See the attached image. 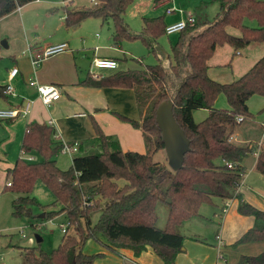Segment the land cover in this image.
I'll list each match as a JSON object with an SVG mask.
<instances>
[{
    "label": "trees",
    "instance_id": "obj_1",
    "mask_svg": "<svg viewBox=\"0 0 264 264\" xmlns=\"http://www.w3.org/2000/svg\"><path fill=\"white\" fill-rule=\"evenodd\" d=\"M32 1L0 0V17ZM133 2L97 0L92 6L65 7L66 24L73 26L90 17L111 19L116 43L140 39L158 57L159 39L166 34L165 16L143 17L141 30L133 31L125 20ZM220 4L221 11L214 21L196 19L179 33L176 42L171 43L168 66L159 61L106 76L90 74L82 82L95 87L134 88L145 116L141 122L122 118L143 128L146 153L123 151L118 140L105 134L94 119L101 151L75 156L72 165L63 170L56 160L63 143L55 140L54 127L38 122L27 125L22 150L36 152L42 159L32 162L21 157L9 169L10 190L27 194L13 201V214L35 217L31 205L46 209L47 205L29 195L41 179L56 196L54 204L60 206L57 211L45 212L43 217L65 211L69 226L61 244L51 252H45L40 242L23 248L24 264H95V254L83 251L91 238L104 242L112 251L131 248L136 255L150 245L165 264H174L183 249L180 226L197 216L201 205L212 203L214 197L229 199L236 195L244 171L242 160L259 150L256 169L264 174V146L240 145L229 139L243 120L254 117L248 107L249 98L264 96V55L232 82H219L208 74V61L217 47L229 44L238 50L254 42L264 43V0H220ZM248 20L255 21V25L248 24ZM228 27L240 30L241 34H231ZM4 89L5 85H0V97H6ZM220 94H225L230 109L215 106ZM165 100L174 102V115L191 147L185 154L184 166L173 174L167 163L154 160L155 153L165 149L156 119V110ZM198 108L209 110V115L200 122L193 116ZM238 116L243 117L241 122L237 121ZM217 159L233 162L235 166L218 164ZM120 179L125 180L123 185L118 183ZM168 180L170 183L165 186ZM102 200H108L105 206ZM160 203L169 208L164 227L158 225ZM98 209L101 214L93 224L91 214ZM240 210L254 215L261 224L248 230L238 242L263 240L264 211L249 203L242 204ZM71 227L75 233H71ZM245 259L251 264H262L264 253Z\"/></svg>",
    "mask_w": 264,
    "mask_h": 264
},
{
    "label": "crops",
    "instance_id": "obj_2",
    "mask_svg": "<svg viewBox=\"0 0 264 264\" xmlns=\"http://www.w3.org/2000/svg\"><path fill=\"white\" fill-rule=\"evenodd\" d=\"M165 1L168 0H155V4L161 6ZM73 2L74 0H34L0 17V55L2 57L0 85L11 82L17 92L15 96L0 97V109L21 107L27 101H31L28 116L0 118V233L8 229V224L2 220L3 213H7V207L9 205L12 207L13 201L18 196L27 195L9 189L10 186L7 185L9 169L13 168L21 157L32 162L42 159V156L36 152L24 153L22 150V141L30 122L45 123L54 127V138L59 142L79 143L77 151L73 153L60 151L57 154V165L63 170L72 165L75 156L101 151L93 125L94 119L105 134L114 136L118 140L123 151L147 152L143 128L122 118L125 116L141 122L145 116L146 111L139 108L134 88L95 87L82 83L88 75H93L92 62L95 57L113 58L119 61V68L99 70V76H106L118 70L141 69L144 67L142 65L144 59L133 57L137 59V63L130 64L127 61L129 52L123 50V43H112L114 28L111 27L108 32L105 31L101 35L96 33L99 41L95 42L97 43L95 46H90L89 34H93L97 27L104 25L107 21L100 18L93 19L96 21L87 19L79 24L68 26L65 7H78L69 4ZM170 2L168 1L159 14L149 17L164 15L166 25L190 13L194 14L197 20H208L200 15V13L205 14V5H202L199 11L193 12L184 10L182 6L177 7L175 0L173 5H170ZM43 3L44 5H41ZM35 4L39 5L29 8ZM59 4L62 5L64 14L56 13L59 10ZM169 7L174 9L171 14L167 13ZM168 36L177 40L179 33ZM2 41L4 45L1 44ZM62 42L68 44L64 52L44 59L38 66L32 63V55L49 45ZM89 48L92 49L90 54L87 53ZM233 49L234 47L229 44L217 47L215 54L208 61V74L212 79L221 81L222 78L212 76V73L218 75L219 70L229 68L230 73L225 76L228 80L222 82H232L237 79L235 75L242 73L241 71L247 72L264 55L263 42H254L243 51L238 50L237 54L241 55L239 59L234 58L236 53ZM244 52L245 56H243ZM14 67H17L19 71L10 80L9 73ZM237 67L241 70H236ZM31 79H37L40 83L58 85L62 91L61 98L50 106L45 105L36 88L29 84ZM256 96L258 95H253L248 100L249 110L254 117L243 120L232 135V141L237 144L263 146L259 142L264 141V112L261 114L264 111V96ZM215 106L220 109H230L227 97L225 99L221 94L216 99ZM208 115L209 110L206 108H198L193 112L196 122L204 120ZM258 153L259 150L242 160L241 166L244 171L235 189L234 197L229 199L214 197L212 203L201 205L197 216L182 223L179 231L184 237L183 249L176 256L174 264H239L247 261L245 257L264 253V239L238 242L248 230L261 224L254 215L242 212L241 205L249 203L264 211V174L256 169ZM216 162L224 164L222 159H217ZM29 195L35 196L32 193ZM38 238L42 237L37 236L36 241L29 237L26 245L17 246L21 249V264H24L23 248L37 246L36 243L40 242ZM119 254L117 263L95 261V264H124L127 261L137 264H165L150 245H147L138 255L131 248H119ZM2 264H6L4 257Z\"/></svg>",
    "mask_w": 264,
    "mask_h": 264
},
{
    "label": "rangeland",
    "instance_id": "obj_3",
    "mask_svg": "<svg viewBox=\"0 0 264 264\" xmlns=\"http://www.w3.org/2000/svg\"><path fill=\"white\" fill-rule=\"evenodd\" d=\"M168 1L169 2L171 1L170 5H173L174 0H168ZM168 1H165L161 6H157L155 4L156 3L155 0H134V2L128 7L125 13V20L126 22H128L130 28L133 31L139 30L141 28V25L143 24V17L144 16L149 17L159 14L162 10H164ZM93 3H94L93 0L92 1L74 0L73 4L72 3L69 4L80 7L84 5L89 6ZM37 5L39 4L31 5L29 6V8L36 7ZM41 5H44V3ZM175 5L179 8L182 6L184 10L187 11L192 10L193 12L199 11L200 7H202V5H205V12H204L205 14L200 13V15L202 16V18L208 19L210 21H214L221 11L220 0H178V2L177 0H175ZM58 7L59 10L56 13H59V15L64 14L65 12L62 5L59 4ZM87 19H92L91 21H96L93 19H97V18L90 17ZM247 23L250 25H255V21L248 20ZM110 27L114 28V24L111 19L108 20L104 25L97 27L96 30L93 31L94 32L93 34L91 33L89 34L88 37L89 45L95 46L97 44L95 42L99 41L98 40L99 37L97 36L101 35L105 31L108 32ZM228 31L233 35L241 34L240 30L234 27H228ZM96 33H98V35H96ZM41 36H43V34ZM171 42L174 43L176 42V40H174V38L172 37H169L167 34H165L159 39V44L157 45L158 57L140 39L123 40L121 43H123L122 46L123 50L129 52L127 54V61L130 64L137 63L136 62L137 59H133L134 57V58H143L144 59V63L142 64L143 66L146 64H156L159 61L163 62L165 66H168L170 59L169 55L171 54ZM112 43H115V41ZM234 49L233 52L236 53L234 55V58L239 59L241 55L237 54V52L238 50L243 51L244 48L238 50H234ZM91 51L92 49L89 48L87 50V53L90 54ZM243 56H245V52L243 53ZM228 69L229 68L219 70L218 75H215L214 72L211 71L213 72L212 76H218V78H222L220 79L221 81L219 82H222L223 80H228L225 77L226 75H228V73H230ZM236 70L240 71L241 69L237 67ZM241 72L242 73L235 75L237 79L241 76V74H244V72L246 71H241ZM221 96L225 97L226 99L225 94H221ZM256 97H262V96L258 95ZM263 112L264 111H262L261 114ZM154 160L157 162L163 161L162 163L168 164L166 150L162 149L156 152L154 155ZM168 167L170 168L173 174L174 170L169 166V164ZM118 183L120 185H123L125 183V180L120 179L118 180ZM169 183L170 180H168L165 183V186H168ZM31 193L32 195L34 194L36 196V197L35 196L32 197H35L42 205H47L46 209L41 208L39 205H31L30 207L35 217L34 216L17 217L13 214V206L11 207V205H9L6 210L7 213H3L2 215V220H4L6 224H8V229H6V231H1L0 233V256L4 257V262L6 264H21V257H20L21 249L17 246L26 245L28 243L29 237H32L35 241L37 236L42 237L43 239L40 241L42 249L45 252H51L53 249L57 248L63 240L64 232L62 231L61 225L64 224L66 226H69L68 215L65 211L56 213L52 217L40 216L45 212H49L53 210L57 211L58 209H60L59 205L54 204L56 196L41 179H39L36 182L35 187ZM9 194H12V192H9ZM107 202L108 200H102L101 202L102 206H105ZM157 211L159 216L158 225L159 227H164L166 225L167 216L169 212L168 205L165 203H160L158 205ZM100 214H101V209L92 212L91 219L93 224H95L98 221ZM70 231L71 233H75L72 227L70 228ZM83 251L88 254H95L94 262L97 261V263L103 261L110 263H117L118 259L120 258L119 252L110 250L104 244V242L101 243L94 238L89 239L84 244Z\"/></svg>",
    "mask_w": 264,
    "mask_h": 264
},
{
    "label": "built area",
    "instance_id": "obj_4",
    "mask_svg": "<svg viewBox=\"0 0 264 264\" xmlns=\"http://www.w3.org/2000/svg\"><path fill=\"white\" fill-rule=\"evenodd\" d=\"M93 2L96 4L97 1L93 0ZM173 8H168L167 13L171 14ZM196 22V17L194 14L190 13L181 18L180 20L167 24L165 31L166 34L171 35L174 33H180L184 28H186L188 25H192ZM68 44L66 42L62 43H57V44H52L44 49H42L40 52L36 53L35 55H32V63L36 66H38L44 59L56 55L59 53L64 52L67 49ZM119 68V61L113 58H104V57H95L92 62V70H93V75L96 77H99V70H114ZM19 69L17 67L12 68V70L9 73V79L11 80L14 78ZM29 84L32 85L33 87L36 88L39 97L43 101V103L47 106L52 105L54 102L59 100L62 96V91L61 88L53 83H40L37 79H31L29 81ZM4 93L6 95L10 96H15L17 95V92L15 90L14 85L9 82L5 85ZM30 107H31V101H27L25 104H23L21 107H15V108H6V109H0V118L2 119H10V118H16L18 116H28L30 112ZM243 120L242 116L237 117V121L241 122ZM263 138H264V133H263ZM231 141L233 140V136L229 138ZM260 145L264 144V141L261 140L259 142ZM79 149V143H68V142H63V146L61 149V152L63 153H73ZM224 164H226L228 167L233 168L235 164L230 161H225ZM12 182L9 180L7 182V185H11ZM62 231L65 233L67 231L66 225L62 224ZM219 237V236H218ZM0 264H2V259L0 256ZM124 264H137L135 262L127 261ZM239 264H251L247 261H243ZM264 264V263H262Z\"/></svg>",
    "mask_w": 264,
    "mask_h": 264
},
{
    "label": "water",
    "instance_id": "obj_5",
    "mask_svg": "<svg viewBox=\"0 0 264 264\" xmlns=\"http://www.w3.org/2000/svg\"><path fill=\"white\" fill-rule=\"evenodd\" d=\"M4 45V41L1 42ZM174 102L163 101L156 110V119L162 131L168 164L174 170L184 166L185 154L191 149L190 139L174 115ZM42 238H38L41 241Z\"/></svg>",
    "mask_w": 264,
    "mask_h": 264
}]
</instances>
